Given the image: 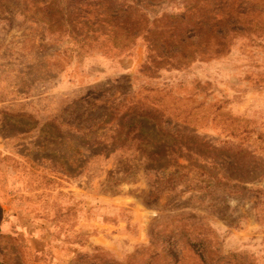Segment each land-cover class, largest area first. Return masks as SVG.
<instances>
[{"label":"rangeland","instance_id":"rangeland-1","mask_svg":"<svg viewBox=\"0 0 264 264\" xmlns=\"http://www.w3.org/2000/svg\"><path fill=\"white\" fill-rule=\"evenodd\" d=\"M0 264H264V0H0Z\"/></svg>","mask_w":264,"mask_h":264},{"label":"trees","instance_id":"trees-1","mask_svg":"<svg viewBox=\"0 0 264 264\" xmlns=\"http://www.w3.org/2000/svg\"><path fill=\"white\" fill-rule=\"evenodd\" d=\"M130 116H135V118H132L128 124H124V120ZM150 120H153L155 125L149 124ZM119 122L117 125L120 130L116 132L118 139L122 137L121 134L125 135L123 141L125 143L129 142L134 147L135 150L133 152L137 153V158L141 160V157H144V159L149 161L145 165V172L149 184L154 188L155 192L173 194L179 188H183L181 193L197 190V183L190 179L188 174L183 172L187 170L186 167L170 163L171 160H166L167 155L162 150L166 136L164 133L166 129L164 126L167 124L166 121H162L159 118H152L148 113L136 111L122 114ZM157 126L160 128L159 132L163 134L162 136L164 138H160L159 132L155 133ZM124 129L125 132H123ZM176 135L180 137L178 134ZM163 161L165 162L161 164ZM212 178V176H208L207 180ZM211 187L212 185L208 181L204 188L208 189ZM158 198L159 195L155 198V202Z\"/></svg>","mask_w":264,"mask_h":264}]
</instances>
